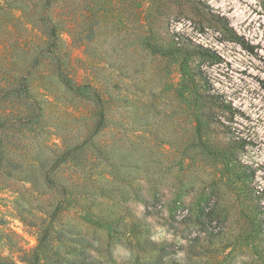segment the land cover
Segmentation results:
<instances>
[{
	"label": "rangeland",
	"instance_id": "374dc122",
	"mask_svg": "<svg viewBox=\"0 0 264 264\" xmlns=\"http://www.w3.org/2000/svg\"><path fill=\"white\" fill-rule=\"evenodd\" d=\"M166 1L53 0L48 16L69 85L51 58L32 65L47 45L36 22L44 0H24L0 13V84L25 79L42 106L43 128L0 133V255L7 260L20 264L23 253L33 251L38 231L29 222L45 221L55 229L41 264H68L66 245L68 253L87 247L106 264H264V0H180L167 4L164 16ZM147 21H168L171 31L217 56L200 66L209 92L224 104L215 115L223 127L215 123L206 131L204 120L175 94L176 70L129 47ZM223 24L252 52L229 40ZM116 81L125 89L121 94L135 100L113 108V120L95 134L94 104L75 86L95 84L107 96ZM0 108L7 114L9 105ZM197 125L210 153L193 145ZM19 144L43 151L48 166L51 152H76L55 170L57 187L46 188L19 181ZM63 192L77 206H62L49 219ZM98 212L138 221L141 237L107 238L79 219ZM61 223L72 225L70 237L84 242L56 241ZM145 238L157 250L137 243ZM56 250L59 255H52Z\"/></svg>",
	"mask_w": 264,
	"mask_h": 264
},
{
	"label": "trees",
	"instance_id": "16d2710c",
	"mask_svg": "<svg viewBox=\"0 0 264 264\" xmlns=\"http://www.w3.org/2000/svg\"><path fill=\"white\" fill-rule=\"evenodd\" d=\"M23 1L24 0H0V13H3L4 10L11 8L10 6H14L17 3L22 4ZM178 1L180 0H167V3L163 6L162 14L164 16L169 15L171 6L167 4ZM44 2V10L39 14L36 22L44 29L43 31L47 45L38 50L37 56L34 58L32 65L38 61V58H51L54 61L58 75L63 79V82L66 85H69L72 81L66 78L69 75V70H65V68L62 67L64 61L60 62V59L56 58L59 47L57 28L55 27L53 20L48 16L47 8L53 3V0H44ZM139 4L140 2H136V6ZM140 12H138V15ZM146 20H148L147 17ZM166 22L147 21L146 24L143 25V36L140 34L138 37H134V40H130V42H128L129 47L132 48V50H139L142 52L146 61L147 58L157 64L165 61L166 65H169L168 67H172L176 70L178 81L176 83L175 94L180 102L191 107L192 113L196 112L199 117L204 120V128H206V131L208 130L211 132V127H215V123H219L218 126L223 127L222 123L220 124V122L215 121V115L218 113V110L224 108V104L218 100L216 95L209 92L207 81L203 76V71L200 66L202 62L216 59L217 56L210 51V49L203 47L200 44H196L184 34L171 31L170 24L168 21ZM223 25L225 28L224 33L229 40L240 45L242 49L252 52L253 48L250 44L245 42L243 38L238 36L231 28H226V25ZM137 30L142 31V20L139 21ZM123 79H125V77ZM97 86L98 85L95 84L75 86V90L83 92L94 104L96 110L94 114L95 120L93 121L91 129L95 134L106 129L109 121L113 120L114 115L110 116L109 114L113 108H118L119 104H131L130 102L135 100L121 94L123 92L125 93V89L123 88V84L118 81L109 87V94L107 96L104 95L102 88H98ZM1 103L8 104L9 108L6 111L7 114H5V110L0 108V133L8 128L15 129L19 133L27 131L29 133L33 132V134L43 130L40 126L42 106L37 99L31 97L28 85L24 78H19L14 84H10V82H6V84L4 83L2 85L0 84V104ZM133 106L134 105H131V107ZM121 113H124V111ZM195 134L193 145L201 148L204 152L210 153L208 149L209 144L202 137L199 125L195 127ZM18 147L17 155L20 162L16 164L15 170L17 171L19 181L32 184L33 186H36L41 182V185L46 188L48 186L57 187L55 186L57 185L55 184L56 181L53 179V177L55 178V170L60 163L69 160L71 155L76 152V149L66 150L59 154H53V152H51L53 155V158L51 159L52 163L48 166V157H46L43 151H41V153L37 151H27L25 150V146H21V144H19ZM215 153L219 155L221 152L216 151ZM230 156L232 157L233 154L230 153ZM21 161L29 162V164H23ZM61 196V200L57 203L56 207H54L53 211L50 212L49 219H55L62 206H65L66 208L70 205L77 206V201L75 202L74 200V203H72L73 200L69 199L66 193L63 192ZM149 203V201H145V205ZM79 219L107 232V238L115 237L117 235L128 238H134L137 235L138 237H141L142 224L131 218V221H122L119 216L115 217L114 214L107 215L98 212L94 214H80ZM29 223L30 226L37 228L38 243L31 253H23L19 263L41 264L43 258H45L47 253L53 248L51 232L54 231L55 227L53 228L52 226H49V224L46 225L45 221H42L39 224L38 221ZM60 225L62 226V230L55 231L56 234L54 236L56 241H63L65 237H70L71 233L75 231L72 225L67 226L65 223H61ZM69 239H71L69 240L70 243L80 241L79 243L82 244L84 242V239L79 236H73V238L70 237ZM136 240H138L137 243L140 244L141 247L143 245L149 251L157 250L156 243L152 242L149 238H145L143 242L142 240L139 241V239ZM74 246L77 247L75 244ZM69 248L70 247L67 245L64 246L67 255L64 254L65 256L63 257L68 264H106L99 258L94 259L90 252H87V247L78 248L80 251V260H77L78 262L76 263L72 255H77L76 252L78 249L75 252L72 250L68 253L67 251ZM52 255L58 256L59 250L54 251ZM70 256L72 258H69ZM0 264L17 263L7 260V258L0 255Z\"/></svg>",
	"mask_w": 264,
	"mask_h": 264
}]
</instances>
